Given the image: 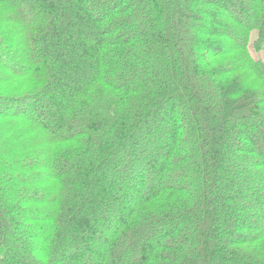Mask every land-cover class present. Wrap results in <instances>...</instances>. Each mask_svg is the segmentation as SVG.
Here are the masks:
<instances>
[{
  "label": "trees",
  "instance_id": "16d2710c",
  "mask_svg": "<svg viewBox=\"0 0 264 264\" xmlns=\"http://www.w3.org/2000/svg\"><path fill=\"white\" fill-rule=\"evenodd\" d=\"M234 2L0 0V264H264V0Z\"/></svg>",
  "mask_w": 264,
  "mask_h": 264
},
{
  "label": "rangeland",
  "instance_id": "374dc122",
  "mask_svg": "<svg viewBox=\"0 0 264 264\" xmlns=\"http://www.w3.org/2000/svg\"><path fill=\"white\" fill-rule=\"evenodd\" d=\"M239 0H235V2H238ZM216 2L217 1H215V2H213L214 3V5H216ZM234 2V3H235ZM211 5V4H210ZM233 5V4H232ZM234 6V5H233ZM213 8H215V6L213 7ZM249 8H247V6H245L244 5V11H245V13L246 14H249ZM234 17L236 18V19H238L239 20V22L241 23V24H244V25H246V23L248 22V20H245L244 18H240L239 17V15H238V11H236L235 12V15H234ZM246 22V23H245ZM193 31H195V28H191V30H190V32H193ZM256 38V36L254 35V38L253 39H255ZM252 54H253V56L255 57V59H257V60H264V53H255L254 52V50L252 49Z\"/></svg>",
  "mask_w": 264,
  "mask_h": 264
}]
</instances>
